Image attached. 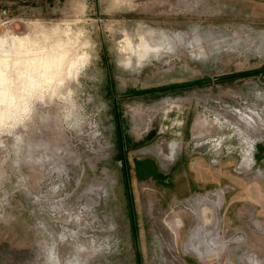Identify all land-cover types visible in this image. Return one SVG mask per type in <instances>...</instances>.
<instances>
[{
	"label": "rangeland",
	"instance_id": "374dc122",
	"mask_svg": "<svg viewBox=\"0 0 264 264\" xmlns=\"http://www.w3.org/2000/svg\"><path fill=\"white\" fill-rule=\"evenodd\" d=\"M116 1L0 0V35L25 41L7 77L83 113L0 130V264H46L50 247L61 264H264V0ZM142 29L153 49L126 64L124 31ZM185 213L207 223L205 257L185 250Z\"/></svg>",
	"mask_w": 264,
	"mask_h": 264
},
{
	"label": "clouds",
	"instance_id": "9594fccd",
	"mask_svg": "<svg viewBox=\"0 0 264 264\" xmlns=\"http://www.w3.org/2000/svg\"><path fill=\"white\" fill-rule=\"evenodd\" d=\"M64 77H57L53 80V86L59 83ZM38 77L33 76L30 82L27 77H17L12 74L7 83L0 79V130L3 133L12 136L18 128L27 127L36 118L42 117L41 110L55 106L63 123L68 128H73L83 119V113L80 102L73 97L72 102H66L59 96L52 98L49 104L51 88L40 81L39 86L35 82ZM63 94V92H61ZM16 143L21 141L19 135L14 137ZM46 264H61L56 257L54 248H49L47 252ZM63 264H82V259L77 253L65 260Z\"/></svg>",
	"mask_w": 264,
	"mask_h": 264
},
{
	"label": "bare ground",
	"instance_id": "6f19581e",
	"mask_svg": "<svg viewBox=\"0 0 264 264\" xmlns=\"http://www.w3.org/2000/svg\"><path fill=\"white\" fill-rule=\"evenodd\" d=\"M118 1H119V3H118L119 5H124L127 3V0H118ZM118 1H116V2H118ZM107 29H108V27H107ZM145 30H143V29L140 30V32H139L140 37L138 40H134L133 38H131L129 36V34L127 32L124 31L123 40H120V41L123 42L121 45L122 46L121 53L124 56V62L126 64L133 63L135 56H136L138 62H140V60L148 52H150V50L153 49V46L150 45V43L147 41V39L145 37V32H146ZM191 34L190 35L192 36L194 43H196L200 47L204 48V46L202 44V38L199 36V34L195 31L191 32ZM207 41H209V40L207 39ZM24 43H25V41L21 37H12L9 34L0 35V79H2L4 83H7L8 79H9V76L7 77V74H8V68H9L10 63H11L10 62L11 57L13 56L15 58L14 54L15 55L21 54ZM18 57H20V56H18ZM20 60L18 58L14 59V64L17 65L18 63L21 62ZM58 62H61V63L64 62V57L62 54H59L56 57L51 58V59H46L45 56L42 55L40 57V60H38V61L33 60L29 63L33 66L34 69L44 68V69L51 70V69H55L54 67L57 65ZM84 62H82V63L84 64ZM77 72L78 71H76L73 74V76H75L76 78L78 76ZM157 152L156 153L159 156H162V159L167 160V159H165V156L163 157V154H161L159 152V150Z\"/></svg>",
	"mask_w": 264,
	"mask_h": 264
},
{
	"label": "crops",
	"instance_id": "0c3cea01",
	"mask_svg": "<svg viewBox=\"0 0 264 264\" xmlns=\"http://www.w3.org/2000/svg\"><path fill=\"white\" fill-rule=\"evenodd\" d=\"M164 178H167L166 176H164ZM170 178V177H169ZM168 178V179H169ZM224 204H225V201H223V200H221V199H219V203H218V208H220V209H222L223 208V206H224ZM131 205H132V216H131V219H132V223H133V225H138V222L136 221V212H135V210L133 209V205H134V201L132 200V202H131ZM203 214V213H202ZM201 214V215H202ZM194 215H196V217H199V215H198V213H195L194 212ZM200 215V216H201ZM203 216H204V214H203ZM177 220H178V226H182L181 228H179L178 230H177V232L179 233V230L181 229L182 231L185 229L186 231H188L190 228H191V226H192V224H193V219H192V216L191 215H189L188 213H185L184 215H183V217H179V218H177ZM205 220H207V219H205ZM181 221H183V222H181ZM205 222V221H204ZM207 222V221H206ZM207 225V223H201V222H199V220H198V222L194 225V227H193V231L191 232L192 233V235H194V241L192 242V244L191 245H189V246H187L186 247V251L187 252H193V253H195V254H198V257H200L201 258V256H207V253L205 252V251H203L201 248H200V245H198V241L199 240H202V237H203V235H204V228H205V226ZM175 226H176V223H175ZM177 238H178V236H177ZM176 240V242H177V239H175ZM194 243V244H193ZM188 261V260H187Z\"/></svg>",
	"mask_w": 264,
	"mask_h": 264
},
{
	"label": "built area",
	"instance_id": "2783aa9c",
	"mask_svg": "<svg viewBox=\"0 0 264 264\" xmlns=\"http://www.w3.org/2000/svg\"><path fill=\"white\" fill-rule=\"evenodd\" d=\"M203 264H215L214 261L206 259Z\"/></svg>",
	"mask_w": 264,
	"mask_h": 264
}]
</instances>
